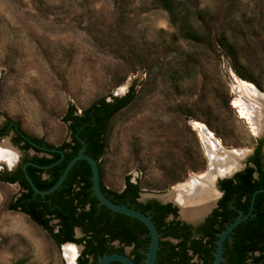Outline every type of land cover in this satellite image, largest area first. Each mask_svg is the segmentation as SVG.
Wrapping results in <instances>:
<instances>
[{
    "label": "rangeland",
    "instance_id": "1",
    "mask_svg": "<svg viewBox=\"0 0 264 264\" xmlns=\"http://www.w3.org/2000/svg\"><path fill=\"white\" fill-rule=\"evenodd\" d=\"M186 4L209 9L217 22L233 8L238 34L247 35L238 45L241 61L256 65V84L237 75L219 51L203 50L195 67L189 61L180 73L189 59L176 50L188 46L156 0H0V125L15 122L25 134L59 145L70 140L63 121L69 108L80 113L133 88L131 102L108 123L102 183L120 190L131 180L144 196H167L211 167L195 123L205 125L223 151L248 152L264 133H255L234 104L236 80L264 91V0ZM0 145L16 154L14 168L25 155H37L22 150L12 131ZM20 192L17 183L0 180V264L72 263L78 251L69 259L68 245L57 246L44 228L11 208Z\"/></svg>",
    "mask_w": 264,
    "mask_h": 264
},
{
    "label": "flooded vegetation",
    "instance_id": "2",
    "mask_svg": "<svg viewBox=\"0 0 264 264\" xmlns=\"http://www.w3.org/2000/svg\"><path fill=\"white\" fill-rule=\"evenodd\" d=\"M15 125L17 124L12 121L3 122L0 125V137L12 131L13 141L22 150L30 149L37 155L43 154L36 152V148L41 149L39 146H43L33 140L35 145L31 144L29 142L31 139L21 136ZM20 132L23 133L22 130ZM26 143L31 146L24 148ZM263 143L264 138H259L248 152L240 149L244 156L242 154L239 164L234 167L227 166L225 169L209 167L203 173H193L188 179L190 183L188 185L183 183L184 187L181 186L180 189L190 187L194 190L201 183L205 185L210 183V186L196 189V193L192 192L191 195L188 193L190 196L185 199V204L186 201L190 203L188 208L192 216L189 217L185 215L184 212L188 210L181 206V202L166 196H144L131 180H127L120 190L105 187L110 191L112 202L137 209L151 217L159 233L154 264H178L179 261L182 264H214L220 235L239 216L245 215L246 217L232 227L223 238L220 264H264ZM233 151L236 155L235 149ZM34 156L36 155H25L13 170L5 169L0 171V175L11 176L20 166L22 169L25 162H33ZM38 174L41 178L47 177L46 172ZM186 195L187 193H184V196ZM97 206L101 205L97 202ZM121 215L125 214L111 211L109 228H104V222L98 220L93 226V233L97 239H94L90 246L87 245L86 239H82L87 236L84 235L81 225L73 228V237L81 239L80 242L67 241L56 245L70 243L78 247L75 261L69 264H95L100 257L113 253L127 255L134 262L137 259L140 264H144L145 253L150 243L148 229L137 219ZM55 223L56 219L50 221L51 225ZM85 249L92 251L83 254Z\"/></svg>",
    "mask_w": 264,
    "mask_h": 264
},
{
    "label": "trees",
    "instance_id": "3",
    "mask_svg": "<svg viewBox=\"0 0 264 264\" xmlns=\"http://www.w3.org/2000/svg\"><path fill=\"white\" fill-rule=\"evenodd\" d=\"M156 1L167 11L170 21L176 27V33L188 46L187 49L179 47L176 50L180 59L182 56L189 59L188 62L182 61L180 63V73L189 61L192 62V67H195L203 50L213 54L219 51L229 60L237 75L247 81L257 83L256 65L251 67V65H244L241 61L243 56L238 45H242L240 41L244 45L243 40L247 35L238 34L237 15L232 7L225 12L223 19L217 22L214 21L215 17L209 9H200L195 5L189 6L186 4V0ZM133 96L134 89L132 88L128 94L121 97L114 96L111 101L100 98L82 109L80 113L69 108L63 116V121L68 124L70 140L59 145L47 143L43 138L32 137L23 132L21 136H26L43 147L63 150V156H61L55 150L45 151L36 148V152L43 154L34 156L33 162L39 165L56 163L47 169L27 165V173L35 186L41 190L51 187L61 175L68 161L78 153L83 141L85 142V152L98 161L101 189L111 200L110 191L102 183L100 158L106 145L109 120L115 113L127 106ZM29 146L31 145L26 143L23 147ZM38 172H46L47 177L41 178ZM90 177V165L85 160H78L73 164L57 189L45 196L33 192L23 175L21 166L11 176L0 175V180L10 183L18 182L21 192L12 202L11 208L27 214L36 224L49 233L55 244L60 245L67 241L80 242L81 239L73 237V228L81 225L84 235L87 236L82 239H86L87 245L90 246L92 245L91 242L97 239L93 233V226L98 220H101L104 222V228H109L108 220L111 217V210L103 205L97 206L98 200L93 193ZM135 186L138 185L135 183ZM121 216L130 218L125 215ZM52 219H56L54 225L50 224ZM89 251L92 250L85 249L83 254ZM135 262L140 264L137 259ZM178 264H182V262L179 261Z\"/></svg>",
    "mask_w": 264,
    "mask_h": 264
},
{
    "label": "water",
    "instance_id": "4",
    "mask_svg": "<svg viewBox=\"0 0 264 264\" xmlns=\"http://www.w3.org/2000/svg\"><path fill=\"white\" fill-rule=\"evenodd\" d=\"M234 82H235V79H234ZM263 93H264V91H263ZM15 129L17 131H20L19 128L17 127V125H15ZM20 133H21V135H23L22 132H20ZM29 142L31 144L35 145V143L32 140H29ZM39 148H41L42 150H45V151L55 150L61 156H63V150H61V149H49V148L40 147V146H39ZM223 152H225L229 155L235 154L234 151L224 150ZM242 154L244 155V153H242ZM78 160H85L90 165V169H91V177L90 178L92 181L91 187H92L94 195L96 196V198L98 200V205H103L113 212H118V213L130 216V217H133V218L137 219L143 226H145L148 229V233L150 235V243H149V248H148L147 252L145 253L146 256L144 258V264H154L156 254L158 251V241H159V233L156 229L154 222L152 221L151 217L149 215H147L146 213H143L137 209L128 207L126 205L116 204V203L112 202L109 198L106 197L105 193L101 189L100 169H99L98 161L95 158H93L91 155H89L88 153L85 152V142L82 141V147L79 149L78 153L76 155H74L68 161V163L66 164L65 168L63 169V171H62L61 175L59 176V178L57 179V181L48 189L41 190L35 186L33 180L31 179V177L27 173L26 166L28 164H31V165H34V166L39 167L41 169H47L51 166V164L39 165V164H36L33 162H25L22 165L23 175H24L25 179L27 180V182L29 183V185L32 188L34 193L40 194L41 196H45V195H48V194L54 192V190L57 189V187L65 179L66 175L68 174V172L71 169V167L73 166V164ZM239 160H241V158H239ZM16 161H17V156H16V159L14 160L13 164H15ZM13 164L11 166H9V168H11V169H8V165H6V167H7L6 170L7 171L13 170L14 169ZM160 197H164V196H160ZM245 217H246V215L244 217L239 216L220 235V239L217 242L218 245H217L216 258H215L214 264H220V261H221V245H222L223 238L225 237L227 232L232 229V227H234L241 219H243ZM108 263H112V264H136L129 256L124 255V254H119V253L104 255V256L100 257L96 261L95 264H108Z\"/></svg>",
    "mask_w": 264,
    "mask_h": 264
},
{
    "label": "bare ground",
    "instance_id": "5",
    "mask_svg": "<svg viewBox=\"0 0 264 264\" xmlns=\"http://www.w3.org/2000/svg\"><path fill=\"white\" fill-rule=\"evenodd\" d=\"M237 86L239 87V93L240 98L234 101V104L236 106H240L241 113L244 117L248 118V120L251 122L253 129L255 133H264V93L258 91L256 86L250 82H247L245 80H241L237 78ZM235 85V87H236ZM243 97L247 98V102L243 99ZM258 103V104H257ZM197 127H199L200 133L203 136L204 142L206 143L208 149H209V156H210V165L211 167L215 169H225L228 167H234L236 164H239V158L242 157V153L240 154H234L229 155L226 153L224 158H220L218 156V153H222V147L217 138L213 135V133L203 124L195 123ZM1 146V145H0ZM217 150V153L215 152ZM225 154V153H223ZM244 156V155H243ZM16 159V154L12 151H10L8 148L1 146L0 147V161L5 162L8 166H11L14 163V160ZM194 177V176H193ZM210 186V183L206 184L201 183L198 186L195 187L194 190L192 188L185 187V190L180 189L179 191H173L169 193L166 197L168 198H174L177 201L181 202V206L184 209H187L188 211H185L186 216H192L191 210L189 211V205L188 201L185 199L188 198L192 192L196 193V189H205ZM184 193L187 195L184 196ZM188 193L190 195H188ZM64 252L65 255L70 259L77 253V248H74L71 244H66ZM76 246V245H75Z\"/></svg>",
    "mask_w": 264,
    "mask_h": 264
}]
</instances>
